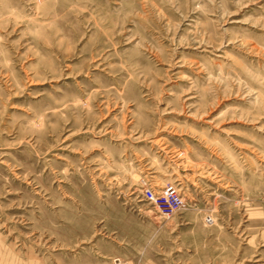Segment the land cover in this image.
<instances>
[{
	"label": "rangeland",
	"instance_id": "1",
	"mask_svg": "<svg viewBox=\"0 0 264 264\" xmlns=\"http://www.w3.org/2000/svg\"><path fill=\"white\" fill-rule=\"evenodd\" d=\"M0 264H264V0H0Z\"/></svg>",
	"mask_w": 264,
	"mask_h": 264
},
{
	"label": "built area",
	"instance_id": "2",
	"mask_svg": "<svg viewBox=\"0 0 264 264\" xmlns=\"http://www.w3.org/2000/svg\"><path fill=\"white\" fill-rule=\"evenodd\" d=\"M144 200L164 219H169L184 208V199L174 185L156 191L151 186L142 190Z\"/></svg>",
	"mask_w": 264,
	"mask_h": 264
}]
</instances>
